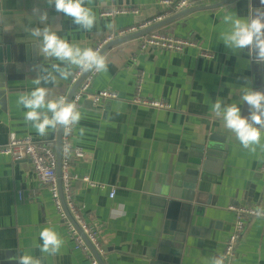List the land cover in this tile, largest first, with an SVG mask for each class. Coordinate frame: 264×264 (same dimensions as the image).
I'll return each mask as SVG.
<instances>
[{
    "label": "crops",
    "instance_id": "crops-1",
    "mask_svg": "<svg viewBox=\"0 0 264 264\" xmlns=\"http://www.w3.org/2000/svg\"><path fill=\"white\" fill-rule=\"evenodd\" d=\"M216 1L194 0V5ZM157 2L92 0L86 5L97 16V24L91 31L78 28L70 18L57 13L54 6L49 8L44 0H0V11L9 7L3 16L10 19L11 33L19 41L34 45L42 55V65L50 67L59 61L45 58L40 52L41 40L31 36L28 29L49 26L69 42L95 49L110 35L121 37L119 33L131 26L139 27L149 20L174 15L167 14ZM251 2L253 7L260 6L259 0ZM248 3L245 0L243 8L235 13L247 16ZM34 6L48 10L47 22L41 24L32 14ZM122 7L139 13L135 17H101V12L107 9ZM224 9L184 17L180 22L191 20L185 29L174 22L154 32L193 40L198 45L196 49L172 52L149 48L139 52L137 40L113 47L105 54L107 72L96 73L90 92L108 89L118 94V100L107 103L101 111L93 107L90 99L80 104L82 119L72 129L70 145L72 151L82 150L84 157L71 155L69 159V171L79 178L71 183V190L77 212L95 232L104 251L101 257L105 264H171L174 259L179 264H210L213 256L221 255L233 230L235 215L227 207L264 208V174L251 179V196L236 189L238 173H258L264 168V135L254 153L247 149L240 156H229L219 170L210 165L203 172L192 164L195 141L207 133L219 137L218 134L228 130L223 118L212 111L216 98L225 106L238 104L247 115V105L241 100L244 78L250 81L247 86L264 90V65L252 62L246 49L233 53L220 39L221 32L228 28L223 23ZM130 47L135 52L118 67L117 54ZM202 52L210 57H202ZM77 71L73 67L69 79L42 85L50 90L48 98L66 97ZM139 80L143 97L160 99L170 109L131 104ZM182 93L188 95L184 106ZM172 101L174 109H171ZM26 111L22 106L7 111L6 121L0 120V144L9 134H14L45 143L55 153V131L50 130L47 137L39 136L26 122ZM81 127L85 129L83 136ZM233 137L236 139L234 133ZM172 153L179 160L174 168L179 176L173 174L169 183L164 184L156 170L165 165ZM152 174L157 175L154 180ZM85 176L105 189L86 185L80 179ZM189 178L194 179L193 184L186 182ZM19 189L30 190L32 200L18 202ZM111 190L115 192L113 198H109ZM34 205L38 206L36 211L32 210ZM44 227L54 228L65 240L56 255L42 254L34 246L42 244L39 233ZM25 253L40 258L42 264H90L82 252L73 249L51 196L40 190L29 160L0 157V264H15L9 258ZM230 264H264V221L253 220L246 225Z\"/></svg>",
    "mask_w": 264,
    "mask_h": 264
},
{
    "label": "clouds",
    "instance_id": "clouds-1",
    "mask_svg": "<svg viewBox=\"0 0 264 264\" xmlns=\"http://www.w3.org/2000/svg\"><path fill=\"white\" fill-rule=\"evenodd\" d=\"M92 0H44L49 7L54 6L57 13L70 18L72 23L84 31H91L97 24V16L92 8L86 6ZM259 7H253L251 0L248 3V15L239 16L227 7L223 16V23L228 25L227 30L221 32L220 39L233 53L247 50L252 62L264 65V0H259ZM32 14L39 18L41 24L48 21V10L34 6ZM111 27V25H108ZM31 36L41 40L40 52L45 58H54L59 63H52L50 67L41 64L35 65L36 77L32 83L36 86L32 91L20 93L17 104L27 111L24 113L26 122H29L39 136L47 137L49 131L63 129L71 132L72 128L82 119L75 102L69 101L65 96L49 99V88L42 86L55 85L60 80H67L72 76L73 67L82 72H107L106 56L99 49L92 47L82 48L77 43L69 42L45 26L28 29ZM242 87L241 100L247 105L248 114L244 115L241 107L232 103L223 105L217 97L212 105V111L223 118L225 128L235 134L236 139L243 148L251 152L261 144L264 135V90L247 86L248 78ZM84 128H80L83 136ZM257 216H264V208L258 207ZM42 244H34L42 254L56 255L65 244V240L52 227H44L39 233ZM15 264H42L40 258L25 253L22 256L9 258ZM210 264H224L222 256H213Z\"/></svg>",
    "mask_w": 264,
    "mask_h": 264
},
{
    "label": "built area",
    "instance_id": "built-area-1",
    "mask_svg": "<svg viewBox=\"0 0 264 264\" xmlns=\"http://www.w3.org/2000/svg\"><path fill=\"white\" fill-rule=\"evenodd\" d=\"M159 7L165 8L167 14H175L188 7L194 5V0H158ZM139 12L136 9L129 8H110L101 12V17L115 18L119 16L135 17ZM163 20L162 18L149 20L147 23L140 25L139 27H130L125 29L119 36H123L129 33L137 32L144 29L154 23ZM116 38L114 35H110L103 43L97 46L95 49H101L102 46L112 39ZM197 43L193 40L186 39L180 36L174 35H160L152 33L140 38L138 41V51L143 52L146 49H160L163 51L182 52L187 48L196 49ZM202 57H210L207 53L202 52ZM83 72L78 69L74 77L70 81L72 86L79 76ZM97 72L92 71L85 78L83 83L79 86L77 91L72 97V102L77 104L79 109L80 104L85 99H90L95 109L101 111L104 109L107 103L118 100V94L111 90H101L97 93H91L90 87L92 80ZM141 81L136 84L135 94L130 99V103L133 105L149 107L157 110H169L170 105L160 99H150L143 97L141 94ZM73 129V128H72ZM72 132V130H71ZM71 132L63 130L62 136V149H61V183L64 203L69 213L72 215L75 223L87 239L91 247L97 251L100 256H103L104 251L101 248L99 241L95 236V232L89 227V225L83 220L81 215L77 212L74 205L73 194L71 190V183L78 181V177L73 175L69 171V159L71 155L76 158L83 159L84 153L80 149L71 150L70 135ZM0 157H9L12 160L28 159L31 167L37 177L40 190L47 192L52 199L53 207L62 220L65 232L70 237L73 243V249L80 251L88 258L90 264H98L96 260L90 254L88 247L86 246L82 237L78 234L76 228L71 224L60 203L58 197V187L56 179V156L52 149H50L45 143L34 142L31 138H18L14 134H9L4 143L0 144ZM261 174H264V168L260 170ZM83 183L90 187H97L100 190H104L105 187L102 184H97L90 181L89 177L80 178ZM115 192L111 190L109 192V198H113ZM16 197L18 202H30L32 200V192L30 190L19 189L16 191ZM257 208L244 206V205H229L227 211L232 212L235 215V222L231 234L225 241L221 255L224 258V264H230L232 258L235 256L239 240L246 225L253 220L264 221V216L256 215Z\"/></svg>",
    "mask_w": 264,
    "mask_h": 264
},
{
    "label": "water",
    "instance_id": "water-1",
    "mask_svg": "<svg viewBox=\"0 0 264 264\" xmlns=\"http://www.w3.org/2000/svg\"><path fill=\"white\" fill-rule=\"evenodd\" d=\"M248 1V0H246ZM245 0H217L213 3L201 4V5H192L183 11H180L170 17L163 19L153 25H150L144 29H141L137 32L123 35L121 37H116L104 44L100 49L102 54H106L110 49L115 46L128 43L130 41L137 40V43L140 38L145 37L146 35L152 34L157 30L166 27L175 22V25L180 29H185L190 25V21L185 23L180 22L181 19L192 15L197 12L202 11H211L216 9H221L227 7L230 11H234L238 8H243ZM0 11V120L5 122L7 118V111L9 109L15 108L18 106L17 100L20 93H25L26 90L33 89L36 86L32 83V80L36 76V71L34 66L41 64L40 55L34 45L26 44L23 41H19L18 37L13 35L10 31V19H5L3 12L9 11V7H2ZM227 9L223 10V13H226ZM199 21V19L197 18ZM135 48L130 47L120 51L117 54L119 60L116 62L118 67L122 66L127 59L135 52ZM92 72V71H91ZM90 74V72H83L77 81L72 85L66 97L69 101L72 100L73 95L83 83L85 78ZM181 104L184 106L188 101V95L182 93ZM91 102V101H90ZM92 104V102H91ZM175 108V102L172 101L171 109ZM219 137L215 134H206L203 139L197 140L196 145L193 146L194 152L196 155L193 156L195 160L192 162L193 165L199 167L201 171L206 172L207 168L210 165H214L216 170H219L223 166V161L229 156H240L241 152H244L245 148L239 143L237 139L233 137V133L229 130L224 131L222 134H218ZM62 136L63 129H58L55 131V156H56V179L58 187V197L62 206V209L68 219V221L74 225L78 234L84 240L86 246L88 247L90 254L96 260L98 264H105L102 257L94 250L91 245L88 243L87 239L84 237L83 233L75 223L72 215L69 213L63 199L62 193V183H61V149H62ZM35 140V139H34ZM40 141V140H35ZM232 145V146H231ZM239 146L240 148H236ZM240 149V150H239ZM156 158V157H155ZM175 162H179L176 157V153H172L166 158L165 165L161 167L160 170H156L157 173L161 174V180L164 184H168L171 176H179L177 171H174ZM254 169V168H253ZM251 169V170H253ZM157 177L156 174L151 175V180H154ZM238 183L236 189L244 190L245 196H251L252 188L250 185L251 179L261 178V173H251L243 172L237 174ZM187 183L193 184L194 179L189 178L186 180ZM246 202H249L247 197L244 198ZM38 209L37 205L32 207V210L36 211ZM171 264H179L178 259L171 261Z\"/></svg>",
    "mask_w": 264,
    "mask_h": 264
}]
</instances>
